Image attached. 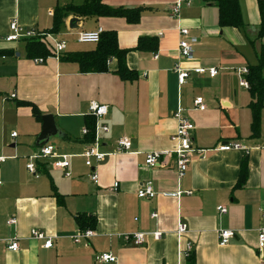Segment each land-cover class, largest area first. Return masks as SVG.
I'll return each mask as SVG.
<instances>
[{
	"label": "crops",
	"instance_id": "0c3cea01",
	"mask_svg": "<svg viewBox=\"0 0 264 264\" xmlns=\"http://www.w3.org/2000/svg\"><path fill=\"white\" fill-rule=\"evenodd\" d=\"M177 1L102 0L111 8H142L138 24L70 13L53 34L56 11L80 6L85 0H0V158L5 159L0 165V264H99L95 257L103 253L115 256L112 264H186L189 252L195 264H264V248L259 250L257 241L258 230L264 226V108L260 135L252 138L251 98L248 88L239 85V71L257 65L264 46V34L259 38V0H237L244 23L241 29L220 28L217 8L202 0L183 5L174 18L171 9ZM72 18L78 20V30L69 29ZM12 21L49 35L48 42L42 41L49 48L65 42V50L34 64L26 56V41L5 42ZM99 29L117 34L118 47L128 51L125 63L137 74L136 81L124 82L114 74L115 59L103 74H82L77 64L60 60L62 54L94 50L97 43L80 44L77 34ZM180 29H187L189 37L197 40L193 59L182 61V67L216 68L215 78L191 74L184 85H178L173 67ZM140 38H155L156 51L133 50ZM195 98L203 99L205 111L193 108ZM90 102L108 107L100 122L108 133L100 134L99 147L107 156L87 168L78 155L93 143L81 133L90 120ZM22 103L34 105L42 117L54 118V137L39 140L42 121ZM178 110L195 127L194 149L205 151L203 157L193 158L181 180L175 156L153 169L144 165L145 154L175 149L171 138ZM12 133L16 138L10 137ZM120 138L130 139V153L114 154ZM227 143H239L248 151H215ZM48 144L59 155L73 156L70 167L53 170L48 162L37 160L35 174L28 172L29 158ZM244 158L247 178L236 189ZM94 173L97 184L90 179ZM147 182L156 196L138 199V189ZM179 191L191 194L166 196ZM219 207L226 209L224 215ZM79 215L95 218L94 229H87L94 236L74 244L71 237L83 232L76 224ZM11 219L15 225H8ZM179 224L187 226L180 237L176 234ZM32 230L51 238L52 248H42L43 242L30 237ZM220 230L235 234L224 247L218 244ZM154 232L162 233L159 241L151 237ZM132 233L146 234L143 246L120 238ZM12 239L19 246L15 253L8 252L4 243ZM188 245L190 251H186Z\"/></svg>",
	"mask_w": 264,
	"mask_h": 264
},
{
	"label": "built area",
	"instance_id": "2783aa9c",
	"mask_svg": "<svg viewBox=\"0 0 264 264\" xmlns=\"http://www.w3.org/2000/svg\"><path fill=\"white\" fill-rule=\"evenodd\" d=\"M191 0H178L171 9V16L174 18L178 17L179 11L183 5L190 6ZM102 34V30H98L94 33H78L77 34V42L80 44H96L100 40V35ZM179 42L177 47V57L178 60L174 64L173 71L177 76V83L179 86H182L186 83V80L190 77L191 74H195L198 76L207 75L209 78H215L218 74L216 68H195L193 70H187L182 67V61H191L193 59V46L197 42L196 39L189 37V32L187 29H180L179 32ZM48 38H50L47 34L36 33L32 29L22 28L18 25L16 21H12L9 25V34L4 38L5 42H19V41H28V40H41L43 42H48ZM51 54L53 57H58L65 50V42H55L50 46ZM47 58H34L32 61L34 64H43ZM240 74V83L239 85L244 88H248L249 84L244 78L245 75L248 74L247 69H242L239 71ZM11 99L14 98L12 95ZM193 108L197 111L203 112L206 110V106L202 98H195L193 100ZM108 107L105 105L98 104L96 102H90L88 107L89 116L94 119V128H93V140L92 144L86 148L82 154L78 155L79 157L84 159V165L87 168H92L93 162L101 163L104 161L106 154H103L99 151V147L101 144L100 134H107L108 128L105 125H102L101 120L107 115ZM174 119L177 122V129L175 135L171 138V141L175 143L176 147L172 152L167 151H156L149 152L144 156V165L153 169L159 167L160 163L163 159L169 158L171 156H175V167L176 174L178 179L181 180L185 173L187 172L190 163L193 158L198 155L199 157H203L205 151L196 150L193 147V139L192 132L194 131V125L187 120L183 115L182 111L178 110ZM82 135L86 136L89 133V130L84 127L82 129ZM17 134L12 133L11 138H16ZM131 141L128 138H120L115 142V151L114 154H128L131 150ZM215 151L218 152H229V151H241L247 152V148L242 146L239 143H227L215 148ZM72 155H59L55 152L54 145H45L38 149V152L29 158V163L26 166L28 172L35 174V165L34 161L44 160L48 162L49 166L53 170L66 171L70 167V160ZM5 159L0 158V165L4 163ZM66 176H69V173H66ZM91 181L94 184H97L98 178L97 175L91 174ZM0 181V186H1ZM118 184L113 185V191H116ZM182 194L190 195L191 192H177L174 194L166 195L167 197L178 198ZM136 196L138 199H153L156 196V192L153 189V186L150 182H147L140 186L138 189ZM218 212L220 214H225L226 209L223 207L218 208ZM152 217H156L154 214ZM262 220L264 223V213L262 214ZM16 221L11 219L8 221V225H15ZM187 230V226L184 224H179L177 228V236H182ZM151 237L159 241L162 238L161 232H154L150 234ZM94 236V232L91 230H86L83 232H79L76 236L71 237V241L74 244H78L82 241H86ZM30 237L36 241L43 242L42 248L48 250L53 246L52 239L45 236L42 232L37 230H32L30 232ZM146 234L143 233H132V234H124L121 235L120 238L124 243L132 244L133 246L140 247L143 246L146 241ZM218 244L220 247H224L229 244L231 240L234 239L235 234L230 230H220L217 233ZM258 249L261 250L264 248V226L258 230ZM6 250L8 252L15 253L19 250V246L16 239L7 240L4 242ZM190 246H187L186 251H190ZM187 254V253H186ZM95 262L99 264H112L116 262L115 256L110 253L99 254L95 257Z\"/></svg>",
	"mask_w": 264,
	"mask_h": 264
},
{
	"label": "trees",
	"instance_id": "16d2710c",
	"mask_svg": "<svg viewBox=\"0 0 264 264\" xmlns=\"http://www.w3.org/2000/svg\"><path fill=\"white\" fill-rule=\"evenodd\" d=\"M207 6L216 7L218 10V25L220 28L241 29L244 23L241 17L240 6L237 0H202ZM258 9L260 14V32L259 38L264 34V1H258ZM142 8H111L102 3V0H85L80 6L69 5L60 8L54 15V24L50 33H58L64 25V20L73 14L81 18H120L124 19L129 25L138 24L141 17ZM158 42L155 38H140L137 42L135 51H156ZM25 53L29 59L47 58L51 56L50 48L42 41L28 40L25 43ZM127 50H122L117 44V34L115 32H103L100 40L96 44V48L91 51L76 52L71 54H62L59 58L61 61L75 63L82 74H103L108 72V62L111 59L117 61V68L114 74L124 82L136 81L137 74L126 66ZM264 46L261 49L258 63L248 68V75L245 77L249 84L248 92L251 101L248 108L251 112V137L257 138L260 135L261 111L264 108ZM32 109V115L39 120L42 117L40 111L32 104L22 103ZM93 124L94 119L90 117L86 128L89 133L84 137L86 141L93 140ZM247 160L244 158L240 164V170L236 189H241L247 178ZM76 224L81 231L94 229L96 220L94 217L87 218L85 216H77ZM186 264H195L193 254L190 252L186 256Z\"/></svg>",
	"mask_w": 264,
	"mask_h": 264
},
{
	"label": "water",
	"instance_id": "95a60500",
	"mask_svg": "<svg viewBox=\"0 0 264 264\" xmlns=\"http://www.w3.org/2000/svg\"><path fill=\"white\" fill-rule=\"evenodd\" d=\"M78 20L76 18H72L68 22V27L71 30H78L77 28ZM42 121V128H41V134L39 140L44 142H47L48 139L54 137V132L56 131V126L54 124V118L52 116H44L41 118ZM39 141V142H40ZM41 143V144H42ZM40 144V143H39Z\"/></svg>",
	"mask_w": 264,
	"mask_h": 264
},
{
	"label": "rangeland",
	"instance_id": "374dc122",
	"mask_svg": "<svg viewBox=\"0 0 264 264\" xmlns=\"http://www.w3.org/2000/svg\"><path fill=\"white\" fill-rule=\"evenodd\" d=\"M19 49H20V51L23 50V46H22V44L19 46Z\"/></svg>",
	"mask_w": 264,
	"mask_h": 264
}]
</instances>
